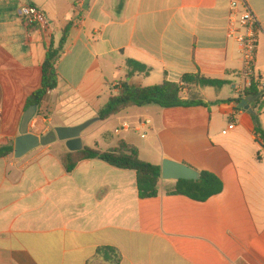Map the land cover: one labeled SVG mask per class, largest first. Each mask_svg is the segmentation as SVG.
I'll list each match as a JSON object with an SVG mask.
<instances>
[{
	"label": "crops",
	"instance_id": "0c3cea01",
	"mask_svg": "<svg viewBox=\"0 0 264 264\" xmlns=\"http://www.w3.org/2000/svg\"><path fill=\"white\" fill-rule=\"evenodd\" d=\"M232 2L246 3L258 18L256 74L264 82V0H0V147L20 136L47 49L69 24L59 84L30 123L34 135L97 118L124 82L149 87L189 74L229 81L185 94L208 108H130L101 121L117 122L118 139L106 131L103 147L94 144L107 151L124 140L145 162L161 167L168 159L212 173L220 194L194 201L168 193L176 181L161 177L158 196L141 199L134 171L90 160L67 173L64 142L11 155L0 159V264H264V145L253 116L226 103L239 97L243 67L239 45L227 37ZM22 4L43 10L48 36L25 25ZM128 60L150 73L130 76ZM116 73L125 80L111 83ZM58 116L75 120L56 123ZM142 117L151 125L139 127ZM125 124L130 129L117 133ZM103 248L114 249L110 260Z\"/></svg>",
	"mask_w": 264,
	"mask_h": 264
},
{
	"label": "trees",
	"instance_id": "16d2710c",
	"mask_svg": "<svg viewBox=\"0 0 264 264\" xmlns=\"http://www.w3.org/2000/svg\"><path fill=\"white\" fill-rule=\"evenodd\" d=\"M71 27L72 24H69L63 30L62 38L58 44L51 42L48 47L42 64L41 88L28 98L26 110L33 105H37L39 107L38 115H40V108L44 98L49 92L57 89L59 84L57 63L69 41ZM127 65L131 70L130 76L137 73L148 75L151 71L147 66L136 61L128 60ZM261 83L262 79H254L252 86L245 91V97L254 99L251 106L256 111V117H253L255 120V131L258 136V142L264 145V129L260 122L261 112L264 108V86ZM228 84L229 81L205 78L199 74L185 75L179 83L164 81L162 84L149 87L134 86L128 82H124L121 85L119 93L113 95L108 103L98 112V118L100 121H107L130 108H143L147 106H157L160 108L203 106L208 108L210 106L209 102L198 99H187L186 95L183 94V89L186 88L188 91L195 87L221 89ZM242 100V97H238L228 100L226 103H240ZM14 148V143L0 147V159L14 155ZM258 159L261 160L260 156ZM90 160H101L115 168L134 171L137 175L139 197L141 199H149L158 196L161 167L143 161L140 158L138 149L129 145L124 140H120L118 148L113 150L104 151L96 144L93 148L84 147L79 152L67 151L61 156L62 164L67 173H72L80 163ZM200 174L201 179L198 181H177L174 188L168 193L183 195L198 202H206L223 191L222 182L214 174L209 172H200ZM113 252L115 251L112 248H103L99 251L108 260L111 259L109 254ZM240 264L247 263L241 262Z\"/></svg>",
	"mask_w": 264,
	"mask_h": 264
},
{
	"label": "built area",
	"instance_id": "2783aa9c",
	"mask_svg": "<svg viewBox=\"0 0 264 264\" xmlns=\"http://www.w3.org/2000/svg\"><path fill=\"white\" fill-rule=\"evenodd\" d=\"M18 10L27 27L37 28L45 36L49 35L50 26L42 9L32 4H22L19 5ZM260 28L258 18L246 3L242 5L239 2L231 3L227 37L239 45L243 67L239 72L240 83L236 87V90L239 97L243 99L247 98L245 97V91L252 86L254 79L257 78L256 63ZM261 84L264 86V82ZM187 92L186 88L183 89V94ZM137 125L139 127H147L151 125V121L142 117L137 122ZM234 128V124L230 125L228 130L224 131L223 134H227ZM129 129V126L125 124L121 130H117V133L128 131Z\"/></svg>",
	"mask_w": 264,
	"mask_h": 264
},
{
	"label": "water",
	"instance_id": "95a60500",
	"mask_svg": "<svg viewBox=\"0 0 264 264\" xmlns=\"http://www.w3.org/2000/svg\"><path fill=\"white\" fill-rule=\"evenodd\" d=\"M253 100L249 97L235 105L238 110H244L256 117V112L251 108ZM37 110L38 106L33 105L24 112L20 124V136L15 141L14 156L16 159L25 157L39 147H47L56 142H64L69 152L82 151L84 149L83 132L100 120L97 117L74 127H56L44 136H37L30 133V123L36 116ZM161 177L166 181H198L201 179V174L185 164L166 159L162 164Z\"/></svg>",
	"mask_w": 264,
	"mask_h": 264
},
{
	"label": "rangeland",
	"instance_id": "374dc122",
	"mask_svg": "<svg viewBox=\"0 0 264 264\" xmlns=\"http://www.w3.org/2000/svg\"><path fill=\"white\" fill-rule=\"evenodd\" d=\"M115 80H125V77L119 73H116L114 75V77H111L109 79V81L112 83ZM207 89H211V88H207ZM58 117H59V119L57 117L55 119L56 123H58L60 120L62 122L63 121L65 122L67 120H70V122H73L75 120V118L73 116H71V117L68 116L67 118H65L64 116H58ZM117 127H118V124L115 120L113 122H110V124H103V122H101V121L95 122L85 132V134L89 135V137H90V138L85 139V145L87 147L93 148V147H95V145H94L95 141H99L102 145L104 142L103 136H104L106 131L111 132L115 140L118 139V137L115 134V129ZM143 134H146L148 136L147 140L151 136L149 130H144ZM102 147H103V145H102ZM161 169H162V166H161Z\"/></svg>",
	"mask_w": 264,
	"mask_h": 264
}]
</instances>
